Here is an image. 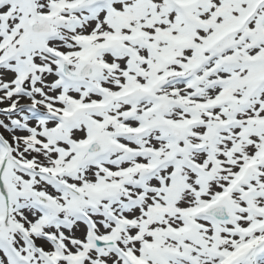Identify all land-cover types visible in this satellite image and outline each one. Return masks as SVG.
<instances>
[{"label": "snow or ice", "instance_id": "snow-or-ice-1", "mask_svg": "<svg viewBox=\"0 0 264 264\" xmlns=\"http://www.w3.org/2000/svg\"><path fill=\"white\" fill-rule=\"evenodd\" d=\"M0 264H264V0H0Z\"/></svg>", "mask_w": 264, "mask_h": 264}]
</instances>
